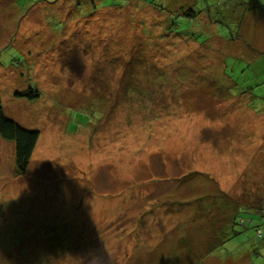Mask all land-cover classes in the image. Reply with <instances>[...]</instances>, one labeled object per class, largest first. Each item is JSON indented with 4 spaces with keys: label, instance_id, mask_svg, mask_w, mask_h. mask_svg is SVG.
Returning <instances> with one entry per match:
<instances>
[{
    "label": "rangeland",
    "instance_id": "obj_1",
    "mask_svg": "<svg viewBox=\"0 0 264 264\" xmlns=\"http://www.w3.org/2000/svg\"><path fill=\"white\" fill-rule=\"evenodd\" d=\"M183 2L209 16L189 28ZM252 9L264 0H0L3 112L38 131L22 172L0 137V264H264L263 217L209 249L226 201L264 216V13L239 31ZM198 42L210 65L176 80Z\"/></svg>",
    "mask_w": 264,
    "mask_h": 264
},
{
    "label": "trees",
    "instance_id": "obj_2",
    "mask_svg": "<svg viewBox=\"0 0 264 264\" xmlns=\"http://www.w3.org/2000/svg\"><path fill=\"white\" fill-rule=\"evenodd\" d=\"M246 7L244 6V8H246ZM154 8L157 9V7H154ZM175 8L173 7V8H168V9H164V10L166 12L169 9H175ZM207 8H210L208 6L207 2L205 3V6H203L202 9L200 10L201 12L193 10L191 5H187L186 2H183L181 5L177 6V9H175L173 11L174 12L177 11L176 15H182L184 18L182 19L181 22L182 23H187L188 27L191 28V23L194 22V19H196V18L198 19V17H199L198 14L199 13L201 14L202 11H204L206 13ZM232 9H238V8H236V6H233ZM252 10L253 11H251V12L254 13L255 15L254 14H251V15L255 16L256 18H260V16L262 15L261 12L264 13V9H258V10L252 9ZM247 15L248 14H246V13H241V18H240L241 23L239 25L240 33L242 32V30H243L242 28L246 24L245 20H247ZM207 16H209V15L207 14ZM181 24H179L177 21H173L171 23L167 22L166 26L164 27V30L168 33V35H172V36L174 35V38H177V39H182V40H187L188 39V41H190V40L193 41L194 39H196L195 38L196 36H194L193 33H189L188 29H186V34H184V35L181 34L180 32L178 33V32H174L173 31V29H175L178 26L180 27L179 30L184 29L182 26H180ZM210 26H211L210 21L208 20V18L205 15H203L199 19V30H203L202 27H204L205 29L208 30V29H210ZM195 33H198V30H196ZM242 34L243 33H241V35ZM219 37L222 38L221 36H219ZM233 37L234 36L232 34L226 35L225 36V38H226L225 40L233 38ZM236 38L237 37H234L233 39H236ZM213 41H214V39H213ZM213 41L209 42V43L213 44ZM198 44H199L201 50H203V54L202 53L199 54L197 60H192L191 58L187 57L186 60H184L183 63L179 62L181 64H179L178 68H180V69H178V71L176 72L177 73L176 77L178 76V78L175 77V73L174 72L169 74L170 72L168 73L166 71V68H164L163 72H167L168 74H164L162 76L163 79H162V82H161L162 84L161 85H165L166 82H169L168 79L170 78V75H172V74H173V76L175 77L176 80H182L184 77L186 78L188 71H191V72L195 73L196 71L199 72V69H202V70L205 69L204 67H200L199 69L197 67H193V65L191 64L192 61L193 62L197 61V62L206 63L207 65H210V59H208L206 57V54H204V53H207V54L208 53H212L214 51L213 46L207 45V44H205V42L204 43H199L198 42ZM231 47H232V49H235L233 46H231ZM262 52H264V51H260L259 54H261ZM250 56H252V55H250ZM193 58H195V57H193ZM189 60H190V63H189ZM220 68H222V66H220ZM206 70L210 74H206L205 76H207V75L210 76L211 74H214L215 71H218V68H210V69L207 68ZM181 71H183V72H181ZM200 75L202 76L203 73H201ZM201 78H204V77H201ZM203 80L205 81V83L208 82V78H205ZM186 82L190 83L187 80V78H186ZM30 89L27 90L26 92H29V91H31V92H29V93L24 92L21 95H26L29 98L37 97L38 96V91L35 90V89H31V90ZM1 103L2 102H1V97H0V137L3 138V139H6V140H11L14 143L16 170L19 171V172H22L24 167L28 164L30 156L32 154V151H33V149L35 147V144L37 142L38 131L29 130V129L23 128L17 122H15L14 120L8 118L3 112V108H2V104ZM226 203L229 206H231L232 208L234 207V214L232 213L230 215V220L231 221L229 223V227L227 229L220 228V231H221L220 233L226 234V237L227 236L228 237L224 238V239H222V238L220 239V237H219V238L216 239V236L220 235V233L219 234L215 233V230L211 229V233L213 235H212V239L210 240V243H211L210 244V248H209L210 250H213L214 248L217 247V245H220V244L224 243L226 240H228L229 238L234 237V236H236V235L241 233V230L237 231V230L234 229V225L235 224H238V226H242V227H240L241 229H245V227L243 226L244 223H245V220H248L247 222L250 224L252 215H254L256 217H263L264 218V216H261L260 214L255 213V211L258 210V209L255 208L256 206L248 207L247 205H244V204H238V202H236L234 200L233 201L232 200H228V201H226ZM245 214H248L250 217L247 218L245 216ZM253 229H254L253 235L256 238H259L260 236L262 238L261 229L258 226L253 227ZM214 239H216V242H215Z\"/></svg>",
    "mask_w": 264,
    "mask_h": 264
},
{
    "label": "crops",
    "instance_id": "obj_3",
    "mask_svg": "<svg viewBox=\"0 0 264 264\" xmlns=\"http://www.w3.org/2000/svg\"><path fill=\"white\" fill-rule=\"evenodd\" d=\"M263 12H261V14H262ZM249 16L247 17V20H246V24L248 23V25H250V26H253V25H255L256 23H262L261 22V18L262 17H260V18H255V17H253L252 19H251V22H249ZM263 19V18H262ZM256 20H257V22H256Z\"/></svg>",
    "mask_w": 264,
    "mask_h": 264
}]
</instances>
